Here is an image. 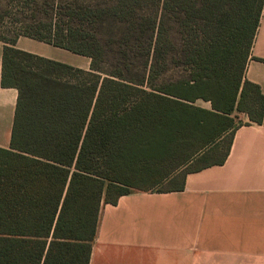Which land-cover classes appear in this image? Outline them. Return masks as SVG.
I'll return each mask as SVG.
<instances>
[{
	"label": "trees",
	"instance_id": "1",
	"mask_svg": "<svg viewBox=\"0 0 264 264\" xmlns=\"http://www.w3.org/2000/svg\"><path fill=\"white\" fill-rule=\"evenodd\" d=\"M35 1L0 8V85L16 90L0 147V264H87L102 203L158 178V190L180 189L185 172L222 163L241 123L231 111L260 123L264 97L244 68L263 0L51 2L43 18ZM175 24L191 71L153 84ZM19 36L85 56L88 68L17 49ZM140 48L133 78L127 61Z\"/></svg>",
	"mask_w": 264,
	"mask_h": 264
},
{
	"label": "crops",
	"instance_id": "2",
	"mask_svg": "<svg viewBox=\"0 0 264 264\" xmlns=\"http://www.w3.org/2000/svg\"><path fill=\"white\" fill-rule=\"evenodd\" d=\"M13 46L89 65L87 57L29 37H17ZM244 77L264 97V0ZM15 99V88L0 85L2 148L9 145ZM241 117L223 162L185 172L180 189L130 188L102 203L87 264H264V101L260 123Z\"/></svg>",
	"mask_w": 264,
	"mask_h": 264
},
{
	"label": "rangeland",
	"instance_id": "3",
	"mask_svg": "<svg viewBox=\"0 0 264 264\" xmlns=\"http://www.w3.org/2000/svg\"><path fill=\"white\" fill-rule=\"evenodd\" d=\"M116 1L117 0H36L35 1L36 2L35 11L32 12V15L35 18H43V14L45 13L46 10H49V6L51 2H116ZM134 1L147 3L148 5H150V4H154L156 0H134ZM7 2H32V0H11V1L10 0H0V8L3 9ZM44 7L46 8L45 10L43 9ZM6 15L7 14L5 13H3L2 15L3 21H1L2 23L0 24L2 26L8 25V18ZM193 27H194V30L189 31L190 36H192V38L190 37L191 39H193L194 33L199 30V27H196V26H193ZM0 28H1L0 30H2L5 27H0ZM99 34L102 36L101 40L102 42H104L103 47L105 50L108 51L111 46H115V43L113 42L114 39L107 36V33L105 31L101 29L99 31ZM200 36H201V33L199 34L197 38H194V40H200ZM170 38H171L172 45L170 46V49L167 51L168 55H167L166 60L165 61L158 60L156 63H154V68H153L152 77H151V82L153 84L160 85L163 83L174 81L176 79L187 78L189 75V72L191 71L190 63H186L185 57L182 55V50H181L182 37H181V33L179 32V28L177 24L173 26L172 33L170 34ZM142 40L143 41L146 40V34ZM0 44L2 46L1 42ZM79 56L82 58L81 60L83 61L85 60L84 59L85 56L84 57L82 55H79ZM145 59H146V54H145L144 48H140L135 51L131 59L127 61V65L131 69L129 73L130 76H133V78L138 77V75L134 73H138L137 71H141V68L143 66L142 64ZM193 104L196 106L207 108V109L210 107L209 102L203 101L202 99H196L193 102ZM230 115L233 117V121L235 123L242 121L241 113H238L237 111H231ZM244 117L246 119L245 115ZM159 179L160 178H158L155 181L157 183H155L153 187L154 188L166 187L165 186L166 179L162 178L160 179V181ZM146 183L148 184V182ZM147 184H144V185H147Z\"/></svg>",
	"mask_w": 264,
	"mask_h": 264
}]
</instances>
